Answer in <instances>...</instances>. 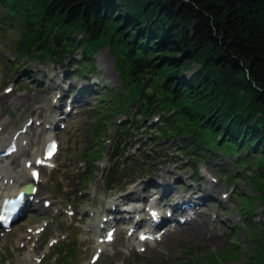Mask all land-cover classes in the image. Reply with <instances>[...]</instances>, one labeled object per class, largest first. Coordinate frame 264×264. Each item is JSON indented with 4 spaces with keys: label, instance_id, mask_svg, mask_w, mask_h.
Here are the masks:
<instances>
[{
    "label": "trees",
    "instance_id": "trees-1",
    "mask_svg": "<svg viewBox=\"0 0 264 264\" xmlns=\"http://www.w3.org/2000/svg\"><path fill=\"white\" fill-rule=\"evenodd\" d=\"M0 5V21L8 15L19 25L18 59L55 60L72 51L74 34L85 32L92 36L83 44L85 73L92 69L91 54L110 44L128 93L123 99L108 88L119 106L94 108L95 139L142 92L140 112L157 99L163 111L182 109L171 120L163 118L160 135L191 136L189 146L204 154L215 147L228 154L255 150L252 163L263 166L264 0H0ZM192 67L196 71L184 77ZM240 93L244 98L237 105ZM94 145L90 141L80 157L97 155ZM252 180L255 189L262 188L258 175ZM253 199L247 197L246 210H252ZM233 246L228 251L240 248Z\"/></svg>",
    "mask_w": 264,
    "mask_h": 264
},
{
    "label": "rangeland",
    "instance_id": "rangeland-1",
    "mask_svg": "<svg viewBox=\"0 0 264 264\" xmlns=\"http://www.w3.org/2000/svg\"><path fill=\"white\" fill-rule=\"evenodd\" d=\"M3 13L2 6L0 5V17L3 15ZM18 30H20L19 25H17V22H12L11 16L7 15L6 19L0 21V89L6 85L5 78L7 77V80L13 81L15 83L20 82L32 85L30 89H33V91L30 92L28 96H26L28 97L26 99V92H23V97H16V94H12L10 96V98H24L22 100H18L28 103L24 106V111H22V107L20 110L22 112L14 114L12 120L13 122H10L9 126H7L3 132L8 130L10 127H12L13 130L17 128L20 123L25 120V109H30L32 103L38 102L43 104V102H45L46 104H49L50 99L52 96H54L56 90L59 88H61V91L63 90L62 86L56 88V83H49V78L53 75L50 61H46V65L42 69L37 61L26 62L24 60L25 58L18 59L17 52L14 50L16 42L19 39ZM75 37L76 34L74 35V38ZM116 57V54L112 53L109 43H107L104 48L100 49L95 54V60L94 63H92V65H95V69L90 70L89 73H86L85 77L91 79V83H96L95 80H101L102 82H100L99 86H95L94 92L89 91L77 96V98L82 100L83 107L81 108L78 115L72 116L73 118L69 122V126L63 132V145L58 156V161L62 166L59 172L65 173L66 183L71 184L72 186H79L82 182L77 181L74 183V181L77 180V177L70 176L68 173L77 166V162L81 161L78 158L89 145V142L92 141V144L99 143L104 145L102 149L103 156L96 163V165L99 166L94 167L93 176H88L89 183H85L84 186H81L79 189H77L81 190V200L78 202L82 205L80 210L88 206L90 204L89 201L96 200L95 196H91L93 188L97 189L96 191L99 192V198L111 195L108 193L106 186L104 189L98 184V181L106 179V165L108 167L112 147L114 146L115 139H117L118 136L117 127L121 124H118V121H131L129 118L132 115L126 117L127 120H125L124 116L127 113V115L135 113V106L132 108H126V111L128 110L127 112H121L118 114L114 113L115 116L113 119L110 122L104 124L107 126L105 133L97 139L93 137L92 130L94 124L96 123L97 116L91 113V108L94 109L103 107L108 109L113 106H119L117 103L119 101L117 94L114 95L107 89L112 88L116 92H121L123 93V99L127 98L128 90L123 87V80L115 69V64L117 61ZM63 64L64 66H71L68 63ZM5 71L8 72L6 73ZM195 71L196 68L192 67L190 71H185L183 76L188 78V76ZM22 76H25L24 78L27 80L24 81ZM184 79L183 81H185ZM83 83L84 82H82L80 78L75 79V81H71V84L77 87L78 90L82 88L83 85H85V83ZM100 88L101 92L99 93ZM87 89H89V87H87ZM33 96H38V98H34L31 102H29V98ZM130 103V100L126 101L125 104L122 105L123 108L125 109V107H129L127 105H130ZM6 104L7 102L4 101V105ZM47 107L50 108V104L47 105ZM7 109L8 108L6 107L3 110V112H5L1 113L2 116L8 111H12V109L6 111ZM105 113L106 111L102 112L101 115ZM150 120L151 118L148 119V121ZM154 128L155 126L151 128L149 131L150 134ZM142 131L143 129H141L139 132ZM147 136L149 135L147 134ZM167 142L169 146L176 147L179 144V139H170ZM99 146H96L94 150L98 151ZM160 150L161 149L158 148L155 150V152L158 153ZM214 151L215 153H212V155H207L209 153L208 150L206 157L211 156L213 158L206 159L204 162H201L198 165V169H200V175L196 181L192 182V185L193 188L198 185L200 189L205 190V188L210 185L209 180L207 182L206 179L202 178L203 174L205 173L213 177L220 176L218 174L219 170H225L226 174H237L235 179L237 184L233 190L232 196L230 197L229 203L224 205L215 201L209 202V207L199 216L200 222H198V224L201 225L200 231H186L184 234H178L181 231L180 228L177 233L175 232L176 234L174 233L170 236L167 235L165 237L167 238L166 241L160 245V249L164 250L166 255H163L160 251L154 250L143 255H135L128 259L123 255V253L120 252L117 255L115 261L110 262V264L120 263L121 260L127 261L128 264H264V237L262 235L264 227L262 225L264 220V196H262V194H264V181L262 180L261 189H255L254 180H251V176L255 174L256 165L251 164L246 170L243 167L242 171L240 169L242 167L234 163L235 157H227V153L225 154L224 151L216 147L214 148ZM142 156L148 158L149 161L154 159V157H151V155L144 153H141L139 158ZM256 157L257 152H255V150H251V155L249 156L248 161L252 162L256 159ZM81 162L84 163V159H82ZM213 162H215V164H213ZM84 167L86 166L84 165ZM260 170L263 171L262 168ZM165 171H167V169L163 170L162 172ZM184 174L186 177H190L192 175L189 169H185ZM142 175H145V171H139L136 168H131L130 170L119 175V183L121 184L119 187L122 189H128L129 186L139 183L137 193L133 197H141L146 195L145 192H143V185L145 184L146 178L145 176L142 177ZM218 179L221 182V178L218 177ZM219 184L210 187L211 190H207L210 192V197H215V199H218V194L227 190V187H220ZM225 184L228 186L231 185L229 184V181ZM49 189L51 190V188ZM204 194H206V191ZM41 195H45V191H41ZM248 196L254 197L252 200V206L254 209L253 214L247 218V216L245 217V215H243V212L246 210L245 204ZM76 197H79V195ZM73 198L74 197H71L70 200L73 201L75 199L78 201L76 198ZM96 204L97 207L101 206L100 203H98V200ZM212 214H215L217 217L214 219V216H211ZM249 220L255 224L254 230L252 226H249ZM40 221L41 219H37V221H33V223H40ZM212 232L213 234H211ZM50 235H53V230H50ZM18 237L19 236L17 233L14 237L15 240L12 238L10 240L0 241V264H24V262H19L23 252H19L15 249V241L18 239ZM234 244L239 245L240 248L228 251V246H232L231 248H234ZM191 255H193L194 259L190 257ZM73 257H71L69 260L73 261ZM69 260L64 262V264H68L67 262H69ZM71 263L75 264L76 262ZM43 264H61V259H53Z\"/></svg>",
    "mask_w": 264,
    "mask_h": 264
},
{
    "label": "bare ground",
    "instance_id": "bare-ground-1",
    "mask_svg": "<svg viewBox=\"0 0 264 264\" xmlns=\"http://www.w3.org/2000/svg\"><path fill=\"white\" fill-rule=\"evenodd\" d=\"M13 99V102H14V107L13 109L16 111V113H18L20 111L19 108H22L24 106L25 103L27 102H22L16 98H12ZM26 105V104H25ZM6 107L3 105L2 101L0 102V112H3V110L5 109ZM15 120V119H14ZM13 122V121H12ZM14 124V123H13ZM12 126V125H11ZM5 136V133H2L0 134V139H2L3 137ZM35 136H32V139H34ZM35 141V139H34ZM8 164H11L8 162ZM18 166H21L22 168V171L19 170L17 173L13 172L12 169H4V172L6 171L8 173V176H14V181H13V184L10 186V185H4L3 184V181H1L5 175L1 174L2 173V169H0V197H2L3 195H7L8 193H6V191L8 190H12V192H16V191H20V190H23L25 184H26V179L28 178L24 176L23 172L25 171L24 169V163H22L21 165L20 164H17V167ZM21 174V175H20ZM30 192L32 193L33 190L32 188H30ZM115 196V195H113ZM107 199V198H106ZM105 199V200H106ZM104 200V201H105ZM120 202V200H118L117 198H109L107 199V201L104 202L105 205H108L109 208H111L112 206H116L118 203ZM93 211V209L91 210ZM198 222H200L199 220H195L193 222H191L190 224H186L184 226H187V227H184V228H188V229H184L183 227L181 228V231L178 233V234H184L186 231L188 232H193V231H200L201 230V225L198 224ZM210 231V230H209ZM176 232V230H172V231H165L162 235V237H166L167 235H171V234H174ZM213 234V232L211 233ZM22 238L23 236L20 237V240L19 242L22 241ZM134 238V236H132L131 238H129L130 240H132ZM18 242V243H19ZM137 242V240H135V243ZM156 242V241H155ZM155 242H150L149 244L150 245H153ZM145 244H138V245H135V248H141L143 247ZM99 248V247H98ZM97 250V249H96ZM95 250V251H96ZM27 257H29L28 255H26Z\"/></svg>",
    "mask_w": 264,
    "mask_h": 264
}]
</instances>
